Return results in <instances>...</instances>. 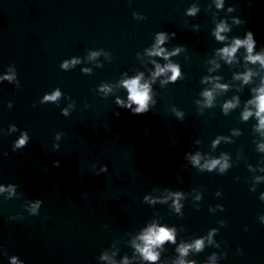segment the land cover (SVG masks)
I'll return each mask as SVG.
<instances>
[{"label": "water", "instance_id": "95a60500", "mask_svg": "<svg viewBox=\"0 0 264 264\" xmlns=\"http://www.w3.org/2000/svg\"><path fill=\"white\" fill-rule=\"evenodd\" d=\"M194 2L200 12L186 17L184 9ZM209 2L0 0V73L12 66L16 75L12 83L0 81V184L16 186L11 198L0 194V248L8 255L24 264H98L100 252L111 251L114 244L119 260L131 256L130 239L156 219L176 227L177 243L216 229L213 244L206 242L202 251L186 257L196 264H207L213 253L216 264H264V224L258 219L264 214L259 199L264 180H254L264 177V171L248 168H264V153L256 151L261 137L253 130L255 120L240 119L255 85L236 93L239 81L232 80V73L243 69L220 61L211 75L232 87L218 92L211 108L200 111L195 103L208 87L200 83L209 75L207 61L222 46L211 36ZM228 4L235 11L221 10L217 20L238 15L245 23L232 25L227 35L243 36L250 29L256 50L264 47V0H225V8ZM133 12L146 19L134 18ZM162 30L176 33L164 47H184L170 57L180 65L182 78L164 86L158 79L152 85L155 104L146 113L133 114L116 105V97L127 95L117 82L123 73L143 71L147 77L152 65L144 49ZM90 51L100 55L88 59ZM71 57L80 63L60 68ZM102 83L113 86L107 95L98 91ZM54 89L60 97L42 103ZM233 94L239 95L240 107L225 115L220 104ZM173 108L183 117L177 118ZM13 124L17 130L10 132ZM232 129L241 134L232 136ZM21 131L29 139L13 151ZM216 136H228L231 142L221 140L213 148ZM197 152L205 159L227 153L230 167L222 174L200 169L186 158ZM169 191L184 194L180 215L169 207L171 199L154 205L143 201L146 194ZM36 199L42 202L39 213L29 215L28 202ZM174 249V244L165 245L160 264H170ZM0 264H8L7 256L0 255Z\"/></svg>", "mask_w": 264, "mask_h": 264}, {"label": "clouds", "instance_id": "9594fccd", "mask_svg": "<svg viewBox=\"0 0 264 264\" xmlns=\"http://www.w3.org/2000/svg\"><path fill=\"white\" fill-rule=\"evenodd\" d=\"M206 9L211 12V19L214 27L211 29V36L219 42L222 46L216 48L213 51V55L208 59L207 63L210 67L207 69L209 75L202 76L200 79L201 84L208 85V87L202 88L199 92L200 99H197L195 103L199 106V110L203 111L204 108H211L214 106L216 94L218 92H226L232 87L231 84L222 83L223 77L219 75H211L217 69L220 68V61H223L227 65H239V68L232 73V80L239 81V85L236 87V93L242 91L244 86L254 84L255 86L249 88V97L243 103V107L240 111V119L242 121H248L249 118L255 120L253 130L261 137L256 142V151L264 153V47L256 50L257 41L254 37L253 31L245 29L243 36L234 35L229 37L227 33L231 31L232 25H241L245 23V20L240 16H227V18L221 17L217 20L221 10L226 13H232L235 11V7L232 4H228L225 8V0H210L206 4ZM200 12L199 3H192L184 9V15L186 17H196ZM133 17L137 19H146L142 14L133 12ZM231 21V23H229ZM193 30H198L197 24L192 25ZM176 36L175 32L169 31H157L153 35V42L150 47L144 49V55L148 57V63L152 65L148 69V75L145 76L143 71H137L133 75L127 73L122 74V78L117 82L118 87H122L126 90V97L115 98V103L118 107L126 108L133 114H143L150 110V107L155 104L153 97L152 85L157 82L161 86L169 83H175L178 79L182 78L180 65L173 62L170 57L178 55L184 50L183 45H177L171 49L164 47L165 43ZM243 51H240V50ZM99 51H90L88 53V59H94L99 56ZM139 53L137 56L139 57ZM153 57L161 58L165 63L161 64L157 59ZM80 63V59L77 57H71L63 60L60 63V68L68 69L76 64ZM82 71L89 73L90 68H82ZM258 78V79H257ZM16 79L15 70L12 66L6 67L3 73H0V81H8L12 83ZM113 86L111 84L102 83L98 85V91L107 95L112 91ZM61 93L59 89H54L50 93H45L41 102L44 101H56L60 97ZM240 97L237 94H233L230 98L225 99L220 104V110L223 114L227 115L230 111L240 107ZM7 107L11 108L12 103L8 102ZM173 112L177 118L183 117V112L173 108ZM66 115V111L64 112ZM119 115V113H116ZM16 125H9V131H16ZM232 136L240 135L239 129L230 130ZM28 135L26 132L21 131L20 135L13 141L12 150L15 151L25 146L28 141ZM224 140L225 142H231L228 136H216L212 140V147L215 148L217 144ZM186 158L200 169L212 171L216 169L219 173H224L229 167V156L227 153H221L218 157L211 159H205L200 153L186 154ZM203 159V163L201 160ZM250 171H264V168L253 169L252 165H248ZM107 166H103L101 171H106ZM254 180L259 182L264 180V177L256 176ZM15 185L13 184H0V194L7 193L8 198L16 195ZM254 190V189H253ZM184 194L180 191L171 192L167 195L154 196L152 194H146L143 197V201L149 205L156 203H167L171 199L169 207L176 214H181V203ZM199 199V195L196 196ZM259 199L264 201V192L259 194ZM42 202L39 199L28 202L26 211L29 215H38L40 204ZM219 207V206H218ZM16 216H9L8 220H15ZM259 221L264 224V214L258 217ZM247 231V228H245ZM177 229L175 226H168L160 223L158 220L153 219L146 223L129 241V246L132 249L131 256L123 255L119 260L115 259L118 250L115 245L111 246V251L105 249L100 252L97 257L99 262H106V264H160L161 251L164 250L166 244L175 245L176 256L170 261V264H196L194 260L186 259L190 252L198 253L203 250L205 243L213 244V235L216 229H210L206 236L197 237L191 241H176ZM238 253L241 254V249L237 248ZM0 255L7 256L8 264H24V261L17 255H8V253L0 248ZM207 264H216V255L213 253Z\"/></svg>", "mask_w": 264, "mask_h": 264}]
</instances>
